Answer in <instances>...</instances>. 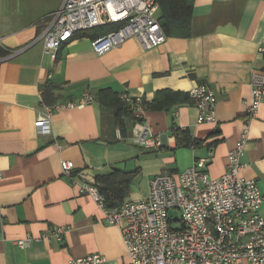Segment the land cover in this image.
<instances>
[{
	"label": "crops",
	"instance_id": "crops-1",
	"mask_svg": "<svg viewBox=\"0 0 264 264\" xmlns=\"http://www.w3.org/2000/svg\"><path fill=\"white\" fill-rule=\"evenodd\" d=\"M62 1L0 0L3 46L26 47L0 62V264H66L90 253L103 255L106 264L129 263L119 227L63 174L64 159L73 162L79 183L96 185V176L115 173L125 179L122 202L136 201L148 195L154 175L184 170L199 158L207 159L212 177L222 175L227 152L247 123L240 174L264 192V102L252 118L246 116L251 74L264 70L257 52L264 46V0H192L187 37L167 36L150 48L129 37L97 54L92 32H78L51 58L36 39ZM201 83L216 96L214 123L197 121L188 95ZM102 88L120 100L122 93L140 97L147 135L160 145L134 143L133 115L103 105ZM85 91L91 103L56 107L78 101ZM161 91L177 95L167 108H153ZM43 104L53 107L49 133L34 126ZM175 129L182 131L181 143ZM141 182L144 190L136 188ZM60 225L66 230L57 238L53 230ZM27 235L33 239L21 248L16 241Z\"/></svg>",
	"mask_w": 264,
	"mask_h": 264
},
{
	"label": "built area",
	"instance_id": "built-area-1",
	"mask_svg": "<svg viewBox=\"0 0 264 264\" xmlns=\"http://www.w3.org/2000/svg\"><path fill=\"white\" fill-rule=\"evenodd\" d=\"M158 0H63L50 13L46 27L36 40L44 52L55 58L59 47L74 34L96 27L118 25L117 28L92 39L97 54L136 37L150 48L165 41L166 34L158 20ZM26 47L8 49L0 38V62L10 59ZM257 52L264 57V46ZM189 98L198 111V122H216V96L205 83L189 90ZM122 100L132 109V141L145 148L160 145L159 139L149 137L144 121V105L140 97L122 93ZM92 95L85 91L78 101L58 103L56 107L72 108L91 103ZM264 102V70L254 71L250 81V100L246 116L252 118ZM53 107L44 105L34 126L38 133H49ZM249 138L248 124L239 132L235 144L227 152L226 169L219 177L207 170V159H196L184 170L154 175L149 180L148 195L136 201L126 200L109 206L99 188L91 183H79L72 175L73 162L61 160L64 175L81 193L90 195L103 218L117 225L127 255L128 264H264V192L255 179L240 174L244 163L240 157ZM173 210L179 215L174 217ZM176 226H173V224ZM64 226L54 227L60 238ZM33 237L27 235L16 241L27 247ZM105 257L90 253L71 258L66 264H106Z\"/></svg>",
	"mask_w": 264,
	"mask_h": 264
},
{
	"label": "trees",
	"instance_id": "trees-1",
	"mask_svg": "<svg viewBox=\"0 0 264 264\" xmlns=\"http://www.w3.org/2000/svg\"><path fill=\"white\" fill-rule=\"evenodd\" d=\"M158 3L159 10L157 16L166 36H189L192 0H158ZM117 27L118 25H107L82 31V33L90 31L92 32L93 38H95ZM49 87L50 86L47 84L43 86L42 92L44 96H46L50 90ZM176 95L177 93L172 91H161L158 98L152 103V107L167 108L166 105L172 102ZM98 99L103 105L112 108L117 115L132 114V109L123 100H120L118 95L109 88L100 89L98 91ZM125 104L127 105L126 107ZM181 132L182 131L179 129L174 130V135L179 143H181ZM123 182H125V179L116 178L113 172L106 175H98L95 179L96 186L99 188L100 192L104 194L105 200L109 206H114L122 202L124 189L126 187L122 185Z\"/></svg>",
	"mask_w": 264,
	"mask_h": 264
},
{
	"label": "rangeland",
	"instance_id": "rangeland-1",
	"mask_svg": "<svg viewBox=\"0 0 264 264\" xmlns=\"http://www.w3.org/2000/svg\"><path fill=\"white\" fill-rule=\"evenodd\" d=\"M138 179H139V176L137 177L136 181H138ZM134 183H136V182H134ZM132 188H133V186H132ZM134 188H135V186H134ZM136 188H137L138 190H140V189H141V190H144V188H145V184H144V182H141V184H140V185H137ZM171 212H172V215H173L174 217H177V216L179 215L178 211H176V210H173V211H171ZM173 226H176V224L174 223Z\"/></svg>",
	"mask_w": 264,
	"mask_h": 264
}]
</instances>
